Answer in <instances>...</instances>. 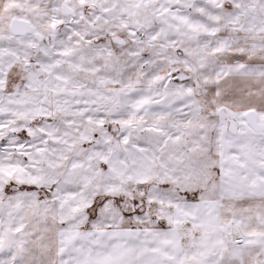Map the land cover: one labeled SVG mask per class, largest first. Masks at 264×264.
<instances>
[{"label":"snow or ice","instance_id":"snow-or-ice-1","mask_svg":"<svg viewBox=\"0 0 264 264\" xmlns=\"http://www.w3.org/2000/svg\"><path fill=\"white\" fill-rule=\"evenodd\" d=\"M0 264H264V0H0Z\"/></svg>","mask_w":264,"mask_h":264}]
</instances>
